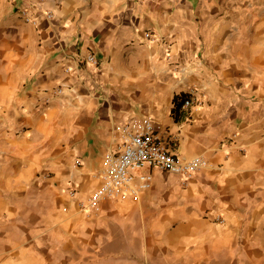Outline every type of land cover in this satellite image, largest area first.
I'll use <instances>...</instances> for the list:
<instances>
[{
    "label": "crops",
    "instance_id": "crops-1",
    "mask_svg": "<svg viewBox=\"0 0 264 264\" xmlns=\"http://www.w3.org/2000/svg\"><path fill=\"white\" fill-rule=\"evenodd\" d=\"M144 115L208 165L83 208ZM0 264H264V0H0Z\"/></svg>",
    "mask_w": 264,
    "mask_h": 264
},
{
    "label": "built area",
    "instance_id": "built-area-1",
    "mask_svg": "<svg viewBox=\"0 0 264 264\" xmlns=\"http://www.w3.org/2000/svg\"><path fill=\"white\" fill-rule=\"evenodd\" d=\"M20 16L26 22L35 23L27 10L20 9ZM48 17L50 13H46ZM145 37L152 35L146 32ZM86 60L97 64L94 54H88ZM192 90V89H191ZM192 92V91H191ZM63 93L61 86L52 90L53 95ZM192 102L191 97L182 100V106L188 107ZM48 104V100L42 102ZM160 124L151 116L144 115L129 119L120 127L121 141L113 150L104 153L99 177L101 183L87 197L83 208H95L100 199L114 198L129 194L132 200L138 199V193L151 185V175L137 173L143 167H155L163 171L190 176L199 169L208 165L202 157L183 159L174 154L160 141ZM78 164V161H75ZM70 193H74L71 191ZM221 221V220H220Z\"/></svg>",
    "mask_w": 264,
    "mask_h": 264
},
{
    "label": "trees",
    "instance_id": "trees-1",
    "mask_svg": "<svg viewBox=\"0 0 264 264\" xmlns=\"http://www.w3.org/2000/svg\"><path fill=\"white\" fill-rule=\"evenodd\" d=\"M179 101V100H178ZM180 102V101H179Z\"/></svg>",
    "mask_w": 264,
    "mask_h": 264
}]
</instances>
